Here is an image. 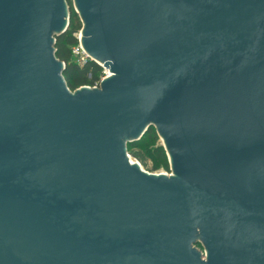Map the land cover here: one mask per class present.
Listing matches in <instances>:
<instances>
[{
	"label": "water",
	"instance_id": "water-1",
	"mask_svg": "<svg viewBox=\"0 0 264 264\" xmlns=\"http://www.w3.org/2000/svg\"><path fill=\"white\" fill-rule=\"evenodd\" d=\"M75 1L110 75L70 91L63 0H0V264H264V0Z\"/></svg>",
	"mask_w": 264,
	"mask_h": 264
},
{
	"label": "trees",
	"instance_id": "trees-1",
	"mask_svg": "<svg viewBox=\"0 0 264 264\" xmlns=\"http://www.w3.org/2000/svg\"><path fill=\"white\" fill-rule=\"evenodd\" d=\"M78 29H80V22L76 13L71 11L68 28L63 33L54 36L55 57L64 63L62 77L70 91H74L81 86H91L102 75V68L94 61H89L82 67L75 63L71 55V47L77 44V39L73 33ZM142 136L147 140L151 139L152 142H155L156 135L153 126H150ZM143 142L141 139L128 142L126 147L127 149H133L142 145ZM147 156L151 160V170L159 168L168 170L167 156L161 146L154 147ZM197 246H200V244L198 243Z\"/></svg>",
	"mask_w": 264,
	"mask_h": 264
},
{
	"label": "rangeland",
	"instance_id": "rangeland-1",
	"mask_svg": "<svg viewBox=\"0 0 264 264\" xmlns=\"http://www.w3.org/2000/svg\"><path fill=\"white\" fill-rule=\"evenodd\" d=\"M63 2H64V11L67 15V17H66V19H67L66 29L69 26L71 11H73L74 13H76L78 20L80 22V29L75 31L73 33V35L81 37V33H82V30L84 29L85 25H84L82 17L80 16L79 8L77 6L76 1L75 0H63ZM153 129L155 130V135H156L155 142H152L151 139L147 140L145 137L141 136L140 139L142 141H144L143 144L136 147V148H133V149H127L126 153L129 156V158L131 159V161H133L134 163H136L139 166V169H141L147 173H150V174L162 173V174H166L169 176H174L173 167L171 165L170 157L168 156V153L166 151L164 139L161 136V134L158 132L156 127L153 126ZM156 146H161L164 149L165 154L167 156V160H168V170H165L163 168H159L157 170H151V160L147 156V154H149L153 150V148ZM199 244H200V246L195 245L196 248H198L200 251H202V253H205L206 249H205L204 245L202 244V242H200Z\"/></svg>",
	"mask_w": 264,
	"mask_h": 264
},
{
	"label": "built area",
	"instance_id": "built-area-1",
	"mask_svg": "<svg viewBox=\"0 0 264 264\" xmlns=\"http://www.w3.org/2000/svg\"><path fill=\"white\" fill-rule=\"evenodd\" d=\"M77 39V44L71 47V55L73 56V59L76 64H78L80 67L84 66L89 61L96 62L82 47L80 42V36H75ZM101 68H102V75L100 76L99 80L95 82L93 85L88 86L90 88H97L100 86L101 81L107 77L108 70L104 68V66L96 62Z\"/></svg>",
	"mask_w": 264,
	"mask_h": 264
},
{
	"label": "bare ground",
	"instance_id": "bare-ground-1",
	"mask_svg": "<svg viewBox=\"0 0 264 264\" xmlns=\"http://www.w3.org/2000/svg\"><path fill=\"white\" fill-rule=\"evenodd\" d=\"M110 75V72L108 71V75L107 76H109Z\"/></svg>",
	"mask_w": 264,
	"mask_h": 264
}]
</instances>
